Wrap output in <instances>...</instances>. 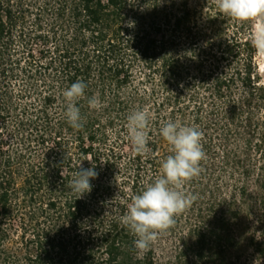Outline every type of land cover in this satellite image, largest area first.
Masks as SVG:
<instances>
[{
	"label": "trees",
	"instance_id": "trees-1",
	"mask_svg": "<svg viewBox=\"0 0 264 264\" xmlns=\"http://www.w3.org/2000/svg\"><path fill=\"white\" fill-rule=\"evenodd\" d=\"M191 2L0 0V264H264L252 20ZM77 81L79 131L63 96ZM136 110L150 114L145 155L127 132ZM169 119L203 133L205 159L184 188L191 207L141 255L122 217L172 154L160 135ZM80 162L98 176L77 199Z\"/></svg>",
	"mask_w": 264,
	"mask_h": 264
},
{
	"label": "clouds",
	"instance_id": "clouds-1",
	"mask_svg": "<svg viewBox=\"0 0 264 264\" xmlns=\"http://www.w3.org/2000/svg\"><path fill=\"white\" fill-rule=\"evenodd\" d=\"M215 3L220 13L241 22L264 19V0H215ZM128 26H134V22ZM252 45L264 55V24L253 33ZM85 89L86 84L77 81L63 93L66 120L77 131L84 127L83 117L76 105L84 98ZM88 103L95 110L104 107L98 98H91ZM149 122L147 110L133 111L127 117L128 136L137 155H145L149 151ZM160 135L170 145L172 154L163 161L159 176L131 198L122 217V224L135 237L134 247L141 255L150 250L161 234L174 226L177 216L191 207L195 197L185 192L184 188L199 176L201 161L205 159L201 143L203 133L197 128L169 119L161 127ZM86 160L92 162L91 159ZM78 167L79 171L75 172L69 187L80 199L91 192L93 186L90 180L95 179L98 173L94 164L84 168L80 162Z\"/></svg>",
	"mask_w": 264,
	"mask_h": 264
},
{
	"label": "rangeland",
	"instance_id": "rangeland-1",
	"mask_svg": "<svg viewBox=\"0 0 264 264\" xmlns=\"http://www.w3.org/2000/svg\"><path fill=\"white\" fill-rule=\"evenodd\" d=\"M194 1H198V2H204V0H192L191 4H194ZM207 1H211V0H207ZM262 24H264V19H260V18H254L252 19V26H253V30L255 32V30L260 27ZM257 62L259 64L260 67V72L263 75V83H264V55H261L257 52ZM147 88L149 90V84L147 85ZM141 89H144L143 86H139ZM150 91V90H149ZM162 93H159V97H161Z\"/></svg>",
	"mask_w": 264,
	"mask_h": 264
}]
</instances>
